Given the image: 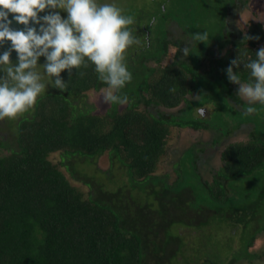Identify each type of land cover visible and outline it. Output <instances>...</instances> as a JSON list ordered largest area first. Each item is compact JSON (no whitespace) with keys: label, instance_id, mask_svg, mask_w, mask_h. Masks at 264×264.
<instances>
[{"label":"trees","instance_id":"16d2710c","mask_svg":"<svg viewBox=\"0 0 264 264\" xmlns=\"http://www.w3.org/2000/svg\"><path fill=\"white\" fill-rule=\"evenodd\" d=\"M168 2L170 7L161 5L160 15L150 18L149 30H143L145 44H135L125 54L133 79L116 94L126 95V104L109 103L103 114L96 112L87 93L108 85L85 58L88 67L72 69L70 77L68 70L61 72L65 91L53 88L42 94L34 109L10 126L7 138L0 134V264H169L165 246L175 240L166 235L167 243L163 242L159 229H164L160 220L168 212L165 204L175 199L163 201L157 187L165 182L153 172L165 155L171 128L228 136L246 124L251 125L250 139L225 146L212 184L202 180L192 155L189 167L194 170L182 173L187 181L177 195L188 196L195 205L190 206L192 211L177 205L170 212L199 221L195 232L209 228L212 215L221 216L232 232L241 227L239 249L234 250L232 240L226 256L202 264H264V254L254 250L264 234V125L242 114L261 104H245L237 94L239 85L230 83L225 71L239 57L241 65L234 71L241 84L255 82L244 64L256 60L257 50L264 47V23L252 21L244 31L231 32L236 0ZM133 19L130 28L138 26L139 17ZM205 32L208 39L200 41L198 35ZM254 36L260 39H247ZM10 46V41L0 45V55ZM171 48L173 55L166 61ZM215 103L225 116H239L210 120L213 110L204 113L203 108ZM157 108L176 112L161 114ZM55 153L61 159L58 164L49 159ZM103 154L125 176L112 184L110 194L87 174L66 168L74 160L93 164ZM62 168L89 189L86 197ZM141 193L147 198L155 193L164 208L148 215L146 209L153 203L137 202ZM146 217L151 219L149 227L158 228L156 233L146 231L150 222H145V230L140 225Z\"/></svg>","mask_w":264,"mask_h":264},{"label":"clouds","instance_id":"9594fccd","mask_svg":"<svg viewBox=\"0 0 264 264\" xmlns=\"http://www.w3.org/2000/svg\"><path fill=\"white\" fill-rule=\"evenodd\" d=\"M46 9L65 10L67 18L51 11L40 16ZM9 14H13L12 19ZM14 21L25 27L14 29ZM133 23V17L123 15L116 4H100L97 0H0V45L11 42L10 48L0 55V71L6 73L0 77V120H15L34 109L46 88L44 75L55 78L49 84L65 91L67 83L62 80L61 72L68 70L70 77L72 69L88 67L85 58L95 66L99 79L108 85L103 101L126 104L128 97L116 93L133 79L125 63L129 47L140 44L128 27ZM198 39L206 41L207 33L198 35ZM13 51L18 55L16 65L10 59ZM183 51L188 55L187 48ZM256 56V60L244 64L255 78L253 84H241L240 76L234 71V67L241 65L239 57L232 59L225 69L229 82L239 85V95L250 105L264 104V47L257 50ZM40 57H45L43 75L36 71ZM255 111L249 106L246 114Z\"/></svg>","mask_w":264,"mask_h":264},{"label":"rangeland","instance_id":"374dc122","mask_svg":"<svg viewBox=\"0 0 264 264\" xmlns=\"http://www.w3.org/2000/svg\"><path fill=\"white\" fill-rule=\"evenodd\" d=\"M167 0H97L98 3H114L119 8L122 9V14L126 16H130L131 14L133 17L138 16L139 19L137 21L138 26L136 28H130L129 30H135L132 34L133 37L138 35L139 30H149L151 24H149L150 18L155 15L158 17L162 12V7L169 8L170 3H165ZM236 9L232 10L231 21L229 25V30L233 31H244L246 26L249 22L255 21L264 23V0H236ZM239 10V11H238ZM59 12L62 18H67V12L62 9H46L45 12L39 13L40 16L48 14L49 12ZM12 15L10 19H12ZM142 16V18H140ZM14 29H23L25 26L16 23L15 21L12 24ZM39 26H37L38 28ZM171 30H174L172 26L170 27ZM137 29V30H136ZM213 38V37H212ZM174 49H170L169 56L166 58V61L169 60L173 55ZM12 64L16 65L18 62V55L15 52L10 57ZM45 63V57H40L38 60V65L36 71L40 72L42 75L44 74V69L42 65ZM6 73L0 71V77L5 76ZM53 80L52 77H48L46 75L43 76V82L46 84L45 91L42 93H46L49 90L53 89L54 87L49 84V81ZM108 88H103L100 91H91L87 93V100L89 104L94 105L96 112L98 114H103L107 108L109 107V103H105L103 101V94ZM239 89V87H238ZM211 95L210 92H207ZM41 94V95H42ZM238 96L244 101L245 104L250 103L239 95ZM255 102L254 104H256ZM224 103L220 102L219 106H223ZM183 106L182 104L180 107ZM179 107V108H180ZM216 103L213 105H206L202 109H197V111L204 113L206 110H213L212 114L210 115V120L217 119H226V117H230L231 119H236L239 114H229L224 115V112H220L216 108ZM254 107V106H253ZM256 111L254 113L249 114L251 117L255 118V121H259L260 123L263 122L264 125V117L261 114L264 113V104L257 107H254ZM238 110H241L240 107H237ZM155 111L158 113H174L176 110L173 111H166L161 108H157ZM243 115L246 114V110H243ZM25 114V113H24ZM23 114V115H24ZM22 116L17 117L15 120H9L5 118L4 120H0V134L4 135L6 138L10 135L11 127L14 122H17ZM201 115V114H200ZM208 115V113H206ZM241 115V114H240ZM242 115V116H243ZM204 116V115H203ZM252 124V123H250ZM15 126V125H14ZM251 129V125H243L239 127L238 130L229 131L230 134L226 136L222 134V132L214 131L212 134L209 131L201 130V131H194L189 128L179 129V128H171L169 137L167 139V146L165 155L161 157L159 160L155 171L153 172V176L162 178L163 181L169 186L165 185L162 182L161 186L157 187L158 193L161 197H163V201L165 203L169 202V198L175 199L172 204H165V211H168L162 216L160 222H162L164 229H159L164 239L162 241L167 243L166 235L172 237L175 242H169L165 247L167 249L166 253V263L169 264H202L205 260L210 259L211 257L217 258L226 256V252L228 251V244L233 240V248L239 249V241H240V231L241 227L238 229L235 228L236 231L232 232L231 227L228 224L225 225V222H222V217L219 215H212L209 218V222L211 226L207 229H201L202 232L193 230V226H197L196 223L191 218H186L183 216L172 215L170 212V207L179 206L180 209H185L189 207H193L194 201H189L188 196L184 197L177 195V193L182 190L184 184L187 180H183L182 173H189L190 169L193 171L194 167H189V163L192 160V155L195 154L194 158H197L195 164L197 165L198 174L201 176L203 181H206L208 184H212V179L217 174L218 170L222 166L221 162V152L225 148L228 143L237 142V141H247L250 139L249 131ZM226 133V132H225ZM217 138H220L221 141H218ZM197 152V153H195ZM50 161L54 164H58L60 162V156L58 153L52 154L50 156ZM71 161V160H70ZM86 161V160H85ZM184 163V164H183ZM72 167L78 174H87V176L93 179L92 183L96 184V186H101L103 191L108 192L109 194L112 193L114 183H119L124 180V174L122 172V168H119L118 165L114 166V164L109 163L108 155L103 154L99 158L96 159V162L92 164V162L86 161V163L82 164L80 161H73L71 165L66 164V168ZM186 169V171L184 170ZM63 172L67 176L70 183L78 188L85 197L89 193V189L83 185L82 183L78 182L75 179H72L70 175L66 172L64 168H62ZM182 171V172H181ZM182 176V177H181ZM95 179V180H94ZM189 180V179H188ZM193 181L189 183L192 187ZM99 184V185H98ZM111 184V185H110ZM137 185V184H136ZM139 188L143 187V185L138 184ZM138 188V189H139ZM191 189V188H190ZM139 192V191H138ZM141 192V191H140ZM135 193V192H134ZM150 195L146 196L145 193L139 194L137 202L146 204L147 199L153 203L150 208L146 209L148 215L155 214L159 209H163V204L157 199L155 193H149ZM173 194V195H172ZM176 195V196H175ZM112 197V196H110ZM109 197V198H110ZM184 197V198H183ZM111 201V200H110ZM194 204V205H193ZM191 206V207H190ZM215 207V206H214ZM216 209V208H215ZM192 211V210H190ZM197 213V211H195ZM200 213V212H198ZM169 214V215H167ZM225 219V218H224ZM150 218L146 217L142 220L141 225L145 230V222H150ZM151 224H147L148 232L156 233L158 228L155 226L149 227ZM200 227V226H199ZM196 229V228H195ZM197 230V229H196ZM203 233V234H201ZM199 237V238H198ZM258 242L256 247H254L255 253L264 254V234L262 237L258 238ZM202 243V245H201ZM150 247V245H149ZM175 247L177 249H175ZM228 254V252H227ZM231 257V256H229ZM188 261L190 263H188ZM264 261V258H263ZM244 261H239L235 264H244Z\"/></svg>","mask_w":264,"mask_h":264},{"label":"flooded vegetation","instance_id":"af4514ba","mask_svg":"<svg viewBox=\"0 0 264 264\" xmlns=\"http://www.w3.org/2000/svg\"><path fill=\"white\" fill-rule=\"evenodd\" d=\"M149 24H151V22H149ZM136 30H137V29H136ZM144 32H145V31H143V30H139V31H138V35H137L136 37H134V38H136V39H138V40L140 41V45L145 44V39L142 37V34H144ZM131 33L133 34L134 32L131 31ZM133 45H135V44H133ZM133 45H132V46H133ZM132 46H130V47H132Z\"/></svg>","mask_w":264,"mask_h":264}]
</instances>
